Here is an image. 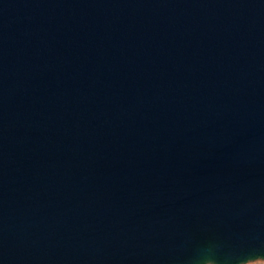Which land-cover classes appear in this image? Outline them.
<instances>
[{
    "label": "water",
    "instance_id": "1",
    "mask_svg": "<svg viewBox=\"0 0 264 264\" xmlns=\"http://www.w3.org/2000/svg\"><path fill=\"white\" fill-rule=\"evenodd\" d=\"M264 260V0H0V264Z\"/></svg>",
    "mask_w": 264,
    "mask_h": 264
},
{
    "label": "clouds",
    "instance_id": "2",
    "mask_svg": "<svg viewBox=\"0 0 264 264\" xmlns=\"http://www.w3.org/2000/svg\"><path fill=\"white\" fill-rule=\"evenodd\" d=\"M202 264H216V262L213 259L206 258L202 261Z\"/></svg>",
    "mask_w": 264,
    "mask_h": 264
},
{
    "label": "rangeland",
    "instance_id": "3",
    "mask_svg": "<svg viewBox=\"0 0 264 264\" xmlns=\"http://www.w3.org/2000/svg\"><path fill=\"white\" fill-rule=\"evenodd\" d=\"M247 264H264V260H257V261L250 262V263H247Z\"/></svg>",
    "mask_w": 264,
    "mask_h": 264
}]
</instances>
